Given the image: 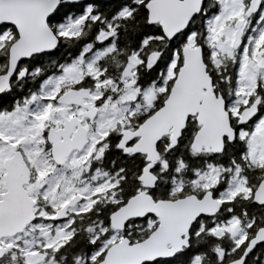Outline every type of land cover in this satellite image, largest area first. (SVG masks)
<instances>
[{"label": "snow or ice", "instance_id": "obj_1", "mask_svg": "<svg viewBox=\"0 0 264 264\" xmlns=\"http://www.w3.org/2000/svg\"><path fill=\"white\" fill-rule=\"evenodd\" d=\"M0 264H264V0H0Z\"/></svg>", "mask_w": 264, "mask_h": 264}]
</instances>
